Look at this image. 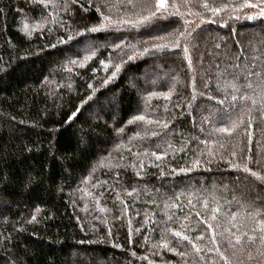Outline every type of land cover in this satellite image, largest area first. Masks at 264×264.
I'll return each mask as SVG.
<instances>
[{
    "label": "trees",
    "instance_id": "16d2710c",
    "mask_svg": "<svg viewBox=\"0 0 264 264\" xmlns=\"http://www.w3.org/2000/svg\"><path fill=\"white\" fill-rule=\"evenodd\" d=\"M262 11L0 0V264H264Z\"/></svg>",
    "mask_w": 264,
    "mask_h": 264
},
{
    "label": "snow or ice",
    "instance_id": "6c2138e0",
    "mask_svg": "<svg viewBox=\"0 0 264 264\" xmlns=\"http://www.w3.org/2000/svg\"><path fill=\"white\" fill-rule=\"evenodd\" d=\"M166 6V0H158V7L160 8H164ZM205 7H207V5L205 4L204 5ZM249 7H255V5H251L249 4L248 5ZM261 15L264 16V11L261 12ZM91 31H97L98 29L97 28H93V29H90ZM140 119H143L142 117H140ZM177 235H179V233H177ZM186 239V237H185ZM264 239V238H262Z\"/></svg>",
    "mask_w": 264,
    "mask_h": 264
}]
</instances>
